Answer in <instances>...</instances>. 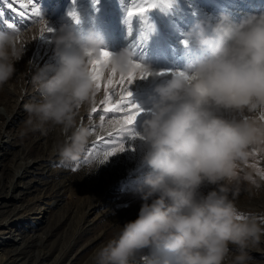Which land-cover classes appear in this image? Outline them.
I'll return each instance as SVG.
<instances>
[{"label":"clouds","instance_id":"1","mask_svg":"<svg viewBox=\"0 0 264 264\" xmlns=\"http://www.w3.org/2000/svg\"><path fill=\"white\" fill-rule=\"evenodd\" d=\"M22 41V32L0 30V88L25 54ZM186 42L195 58L155 88L139 133L148 171L137 188L138 217L94 252L92 264H132L145 253L150 264H250L264 240V227L254 216L241 219L235 203L242 182H264L244 171L252 150L264 148V12L198 19ZM104 44L98 31L62 25L52 39L54 62L33 77L41 99L24 105L26 122L60 130L54 151L64 164L80 161L91 142L77 117L95 95L89 60ZM134 55L112 53L105 67L127 75Z\"/></svg>","mask_w":264,"mask_h":264},{"label":"rangeland","instance_id":"2","mask_svg":"<svg viewBox=\"0 0 264 264\" xmlns=\"http://www.w3.org/2000/svg\"><path fill=\"white\" fill-rule=\"evenodd\" d=\"M8 2L0 0L3 13L0 30L22 32L25 54L15 64L12 79L0 88V259L4 257L3 264H92L94 252L116 238L122 225L138 217L143 200L137 188L148 171L141 163L146 146L141 135L132 138L124 133L120 139L125 143V150L104 160L103 152L109 149L100 144L98 138L117 132L108 121L118 117L108 114L101 125L102 113L91 112L92 107L99 108L105 98L102 87L96 89L91 103L83 106L77 117L78 123L93 133L85 154L76 163L61 162L54 151L57 143L64 139L60 130L47 124L43 128L29 125L24 108L25 104L41 99L33 77L45 65L54 62L52 39L55 33H45V39H41L45 27L41 18L27 11L22 13L21 4L15 0H11L12 8H9ZM139 2L99 0L94 4V0H75V3L73 0H38V7L43 21L55 30L65 24L85 32L93 29L102 34L103 48L111 53L127 48L134 54L136 51L142 54V50L148 48L140 38L145 29L139 27L143 20L136 19L131 35L125 23L126 8L137 6ZM190 6L195 16H202L206 9L200 0H191ZM73 9L80 17V24L69 15ZM173 15L181 18L178 13ZM121 21L127 27L125 31L121 29L120 40H126V45L121 43L120 49L113 39L118 35ZM169 22L185 29L182 20L172 18ZM147 23L152 24V21ZM134 60L146 65L136 60L135 55ZM101 67L106 84L111 72ZM151 68L154 75L137 78L130 89L134 102L144 110L133 126L138 133L151 114L155 88L172 78L170 73L167 77L166 71ZM119 75L117 73V78ZM244 171L252 172L256 178L264 174V148L252 150ZM240 187L235 203L241 216L243 219L254 216L264 227V182L259 188L248 182H242ZM209 190L210 187L202 189L204 193ZM231 251L235 252V247ZM250 256V264H264V240L250 251ZM132 264H150L149 254L138 257Z\"/></svg>","mask_w":264,"mask_h":264},{"label":"snow or ice","instance_id":"3","mask_svg":"<svg viewBox=\"0 0 264 264\" xmlns=\"http://www.w3.org/2000/svg\"><path fill=\"white\" fill-rule=\"evenodd\" d=\"M16 3L21 4L22 13L27 11L30 14H34L35 17L41 18L42 23L45 24L44 29L41 31L40 38L45 39V33L53 34L55 29L43 21L41 8L38 7V0H15ZM75 3V0H73ZM99 0H94V4H98ZM9 8H12L11 0H9ZM173 6V0H140L137 6L126 8V18L125 23L128 25L129 35L133 31V23L137 18L143 20L147 23L149 13L156 8H166L170 9ZM3 13L0 12V17ZM69 15L72 17L76 24H80V17L75 9L71 10ZM9 27H13L9 25ZM148 32L154 31V26L147 25ZM147 33L141 32V40L147 38ZM185 43H187L185 41ZM112 53L107 49H101L98 54L91 56L89 60L90 73L93 81L95 82L96 89H101L103 87L105 91V98L101 102L99 108L92 107L91 112L102 113L99 117L101 125L104 124L105 116L112 114L117 119H109L108 123L117 129V132L108 133V137H99L100 144H104L109 150L103 152V158L106 161L109 157L117 154L118 152H123L125 150V143L120 136L124 133L127 136L136 138L140 134L133 127L140 114L144 111L141 106L134 102L133 93L130 90L131 85L137 80V78H145L146 76L152 75L144 70L143 64L137 63L132 72L127 75L120 74L117 78V72L113 70L111 72V77L107 80L106 84L103 83V71L101 66H106L110 61ZM264 119V116L261 117ZM98 147V145H97ZM99 153H97V156ZM86 162V161H85ZM264 175V174H262ZM243 219V217H240Z\"/></svg>","mask_w":264,"mask_h":264},{"label":"bare ground","instance_id":"4","mask_svg":"<svg viewBox=\"0 0 264 264\" xmlns=\"http://www.w3.org/2000/svg\"><path fill=\"white\" fill-rule=\"evenodd\" d=\"M205 1H207V0H202V2H205ZM213 1V3H214V5L215 6H217L218 8H221L222 7V4L221 3H219V2H217L216 0H212ZM222 1H225V2H227V3H229V1H231V0H222ZM183 2H185V3H187V2H189V0H173V6L170 8V9H167L168 11L166 12V13H162V12H160L161 10H164V9H166V8H156V9H154V10H152L150 13H149V15H148V20L147 21H149V19L151 18V17H156V19H160V15H161V13L162 14H164L165 15V17H172V18H177L178 19V17H177V15H173V14H175V13H178L179 15H180V17L183 19V20H186L187 18H192V19H194L193 18V16H192V14H190V12L189 11H187L186 9H187V7L186 8H184L183 7V5H182V3ZM185 10V12L183 13V11ZM238 11V8L237 7H235V8H233L232 9V12L230 13L229 12V9L226 11V15H228V16H235V15H237L236 16V20H237V17H238V14L239 13H243L242 11H239V12H237ZM219 14H223L224 12H218ZM236 13V14H235ZM170 15V16H169ZM216 16H219V15H216ZM213 18V16H212V14H208V16L207 15H205L204 17H201V18H197L195 21H193L192 22V25H194L195 23H196V21L198 20V19H202V18ZM214 19V18H213ZM238 21V20H237ZM172 22V21H171ZM148 24V23H147ZM178 24V23H177ZM174 25H176V24H174ZM118 26H119V32H118V35L115 37V39H113L114 40V42L115 43H117V45H119V48L121 49V47L120 46H122L123 45V43H125L126 42V40H120V38H121V29L124 31V27H126V25H125V23H124V21H121L119 24H118ZM139 27H141V22L139 23ZM178 27V26H177ZM182 27V26H181ZM141 29H142V27H141ZM189 29H191V28H189ZM145 30V29H144ZM187 31H189V30H187ZM121 33V34H120ZM170 35V34H169ZM168 35V36H169ZM123 38V37H122ZM121 43H122V45H121ZM174 74H176V73H174ZM174 74H171L170 76H173ZM30 207V206H29ZM28 209V208H27ZM30 209H28V211H29ZM38 213V212H37ZM39 214H41V212L39 213ZM44 217V216H43ZM42 217V218H43ZM28 219H30V218H28ZM2 259V260H1ZM0 259V264H3V260H4V257L2 256V258ZM7 261V260H6ZM6 261H5V263H6Z\"/></svg>","mask_w":264,"mask_h":264}]
</instances>
